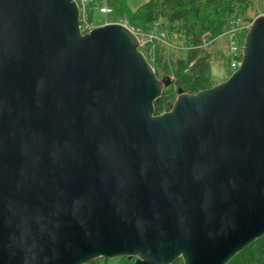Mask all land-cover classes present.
<instances>
[{
	"label": "water",
	"instance_id": "obj_1",
	"mask_svg": "<svg viewBox=\"0 0 264 264\" xmlns=\"http://www.w3.org/2000/svg\"><path fill=\"white\" fill-rule=\"evenodd\" d=\"M138 48L74 0H0V264H226L264 235V15L160 114Z\"/></svg>",
	"mask_w": 264,
	"mask_h": 264
},
{
	"label": "trees",
	"instance_id": "obj_2",
	"mask_svg": "<svg viewBox=\"0 0 264 264\" xmlns=\"http://www.w3.org/2000/svg\"><path fill=\"white\" fill-rule=\"evenodd\" d=\"M262 2L264 4V0ZM98 4L102 5L95 0L88 4L86 17L89 22H93ZM253 9V0H148L131 11L125 0H119L117 7L113 8L114 16H126L129 26L143 32L157 23L169 35H177L183 44V49L178 52L162 45H154L152 49L149 45L139 48L153 67L156 77L171 80L154 103V114L168 110L178 89L195 94L216 84L211 78L210 54L206 47L224 34L231 19L241 18L251 23L258 16H248ZM205 43L209 44L205 47ZM87 264H95V260ZM226 264H264V235L245 246Z\"/></svg>",
	"mask_w": 264,
	"mask_h": 264
},
{
	"label": "built area",
	"instance_id": "obj_3",
	"mask_svg": "<svg viewBox=\"0 0 264 264\" xmlns=\"http://www.w3.org/2000/svg\"><path fill=\"white\" fill-rule=\"evenodd\" d=\"M79 9V29L82 34L89 32L93 28L97 27L93 22H89L86 17V9L88 4L92 0H74ZM98 11L101 15L104 16L100 26H105L109 24H122L130 29L137 37L140 47H151L154 45H162L167 48L177 47L173 44L172 40L175 38V34L169 35L165 29H161L157 23H155L150 30L145 32H140L133 27L129 26L128 23L120 17L114 16L113 8H109L106 5H101L98 8ZM250 23L243 21L241 18H233L229 22V26L224 32L228 38V54H229V70L234 71L240 64L241 52H242V42H237L236 38L244 36L247 29L249 28ZM209 44V43H208ZM207 43L204 44L206 47ZM138 48V49H139ZM149 54V52L147 51ZM144 55V54H143ZM145 56V55H144ZM178 263L182 264L179 260ZM175 263V262H174ZM172 263V264H174Z\"/></svg>",
	"mask_w": 264,
	"mask_h": 264
},
{
	"label": "rangeland",
	"instance_id": "obj_4",
	"mask_svg": "<svg viewBox=\"0 0 264 264\" xmlns=\"http://www.w3.org/2000/svg\"><path fill=\"white\" fill-rule=\"evenodd\" d=\"M148 0H125L127 7L134 11L137 8H139L143 3H145ZM96 3H102V5H106L109 8H115L118 5L119 0H102L101 2H98L95 0ZM254 3V9L253 11L248 13L249 17H253L254 15H264V4L262 0H253ZM100 7V4H98L97 9H95V13L93 16V24L95 26H100L102 20L104 19V16L101 15L98 11V8ZM123 20H125L128 23L126 16H119ZM257 17V16H256ZM134 28V27H133ZM140 32H143V30L139 28H134ZM174 36V34H172ZM245 36V34H244ZM244 36L236 38L237 42H242ZM173 44L177 47L174 48H167L172 50V52L181 51L183 49V44L178 40V36L176 35L175 38L172 40ZM177 51V52H178ZM206 51L210 54V74L212 80L218 84L220 82L225 81L228 78V73H232V71L229 70V54H228V38L225 34H222L218 36L214 42L210 43L206 47ZM178 54V53H177ZM176 97V96H175ZM181 262V260L179 259ZM133 262V260H131ZM130 262V263H131ZM182 263V262H181ZM95 264H128V261L126 259L121 258H115V259H109L107 261H104V259H97L95 260Z\"/></svg>",
	"mask_w": 264,
	"mask_h": 264
}]
</instances>
